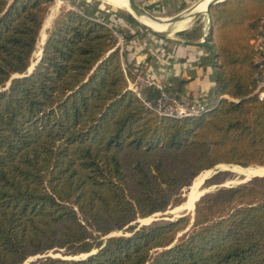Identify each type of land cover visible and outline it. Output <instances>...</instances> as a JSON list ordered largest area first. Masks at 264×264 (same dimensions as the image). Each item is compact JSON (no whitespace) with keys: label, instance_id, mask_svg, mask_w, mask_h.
I'll return each instance as SVG.
<instances>
[{"label":"trees","instance_id":"16d2710c","mask_svg":"<svg viewBox=\"0 0 264 264\" xmlns=\"http://www.w3.org/2000/svg\"><path fill=\"white\" fill-rule=\"evenodd\" d=\"M53 3L0 0V264L55 250L69 258L30 264H264V176L203 195L194 215L138 221L181 205L217 165L264 167V0H225L176 33L203 40L216 83L215 105L191 116L159 114L156 85L130 87L150 59L126 67L108 24L125 42L139 35L126 21L151 31L85 0L60 10L28 74Z\"/></svg>","mask_w":264,"mask_h":264},{"label":"crops","instance_id":"0c3cea01","mask_svg":"<svg viewBox=\"0 0 264 264\" xmlns=\"http://www.w3.org/2000/svg\"><path fill=\"white\" fill-rule=\"evenodd\" d=\"M115 1L122 3L120 0ZM138 1L148 11L156 9L161 11L168 9L170 6H175L178 9L177 11L181 12L186 2L194 1L195 3L197 0ZM122 4L126 6L124 0ZM99 8L111 12L109 7L99 6ZM203 20L205 21L204 31L207 33L211 26L208 20ZM108 25L114 33V26L112 24ZM121 26L129 35L139 33L137 37L126 42L125 49H123V46H119L121 53L125 51L123 58L125 66L131 68L134 72H138L141 64L147 58L150 59L145 75L137 74L135 81L139 82V85H142L144 81H150L165 88H180V84L183 83L182 96L194 104H201L199 108H188L187 113L192 112L190 115L201 114L209 109V105H215L216 83L212 66L206 61L208 51L199 43L203 40L196 43L180 42L177 37L171 35L162 37V35L144 31L127 21L122 23ZM138 89L141 91L140 88Z\"/></svg>","mask_w":264,"mask_h":264},{"label":"rangeland","instance_id":"374dc122","mask_svg":"<svg viewBox=\"0 0 264 264\" xmlns=\"http://www.w3.org/2000/svg\"><path fill=\"white\" fill-rule=\"evenodd\" d=\"M59 1H61L62 3L54 11V14H52V16H51L50 13L52 12V9H54V7L56 6V4ZM81 1H83V0H54V3L51 6V9L49 11V14L46 18L43 29L41 31L40 39H39L38 46H37V51L35 52L31 66H30L29 70L27 71L28 73L37 65L38 61L40 60L42 47H43V45L47 39V36H48L47 31L51 27L53 20L58 15L60 10L62 8H65V7H73L76 3H79ZM85 1H87L89 3H93V4L98 5V6H102V7H104V6L109 7L111 10H115V11L121 10L125 14L129 13L128 8L122 4L123 0H121L122 3H119L115 0H85ZM192 4H194V1L193 2L190 1L189 3L186 2L183 5V7H184L183 10L190 7ZM177 10H178L177 7L170 6L168 9H165V10L159 11L156 9V10H153L150 12L153 13L154 15L162 17V18H169V17L175 15L176 13H178L179 11H177ZM197 17L185 20V21L180 22V23H177L176 26L173 28L174 33L171 34V36L176 37V33L179 30L192 29L197 24V20H198ZM48 18H50V22L47 21ZM166 29H168V28H166ZM167 36H170V35H167ZM135 89L137 90L136 91L137 93L139 92L142 94V92L139 91L138 88H135ZM169 112H172V111H169ZM175 113H177V112H175ZM189 113L191 114L192 112H189ZM167 115H171V114H167ZM171 116H173V115H171ZM254 167H256V166L244 167V166L235 165V164H220V165H218L212 169H209V170L203 172L200 176H198L192 182V184L189 187L184 189V202L181 205L173 207V208H169L165 212H160V213H157V214L152 215V216L147 217V218L138 219V221L140 224H150V223L157 222V221H160L163 219L164 220L176 219L178 217L185 215L186 213H193V208L188 207L191 195H193V194L196 195V193H197V195H198L197 199H199L203 195H210V194L215 193L216 190H218L219 188H221L223 186H225V187L236 186V185H239L241 183H246L256 176H264V174H251V173H249V171L253 170ZM214 177H217L218 179H220L221 180L220 182H222V183H217V184L213 183L212 184V179ZM122 233H123V231H117L113 234H122ZM64 252H65L64 250H62V251L55 250V251H50L48 254H50L52 256L64 257V255H63ZM93 252H95V250ZM44 255H46V253L41 254V256H44ZM37 256L30 257L24 264H30L32 261L37 260L38 259V258H36ZM86 256H87V254H81L78 257H86Z\"/></svg>","mask_w":264,"mask_h":264},{"label":"built area","instance_id":"2783aa9c","mask_svg":"<svg viewBox=\"0 0 264 264\" xmlns=\"http://www.w3.org/2000/svg\"><path fill=\"white\" fill-rule=\"evenodd\" d=\"M114 35L117 38V45L123 46V49H125L126 42L124 40V36L122 33L115 28ZM255 44L256 49L258 50V56L256 57V62L259 64L260 71L258 74V81H259V87L257 89V92L259 93V96L261 99H264V17L261 21V26L259 29V35L257 38L253 41ZM156 85L161 89V95L154 104L155 106H158V113L161 114L162 111H172L177 112L181 116L187 114L188 108H199L201 104H194L190 101H188L185 97L182 96L179 92H168L166 91L164 86L157 85L150 81H144L142 85H139V82L133 81L130 82L131 88H140ZM147 105H152L151 102H147Z\"/></svg>","mask_w":264,"mask_h":264},{"label":"water","instance_id":"95a60500","mask_svg":"<svg viewBox=\"0 0 264 264\" xmlns=\"http://www.w3.org/2000/svg\"><path fill=\"white\" fill-rule=\"evenodd\" d=\"M223 1H225V0H197L190 7L186 8L185 10H183V11H181V12H179V13H177V14L169 17V18H162V17L154 15L153 13L148 11L146 8H144L142 6V4L138 0H128V3H129L128 10H129V13L142 26H144L147 30H149V31H151L153 33H156L158 35L167 36V35H171V34L174 33L173 28L176 26L177 23H179V22H181L183 20L189 19V18H195V17H197L199 15L208 14L212 6H214L216 4H219V3L223 2ZM204 2H207V6H206L205 10H198V8ZM148 22H150V23H158V24H168L170 27L168 29H165V30H156ZM210 26H212V25H210ZM42 53H43V48H42V51H41V56H42ZM40 59H41V57H40ZM29 68H28V70H29ZM34 68L31 71H29L28 74H30L34 70ZM19 76H21V75L20 74H15L14 75V77H19ZM199 199H197V201ZM196 202H195L194 208H193V213H192L193 215H194V211H195V207H196ZM186 214H188V213H186ZM59 251H62V250H59ZM48 253L49 252H47L46 255H44V256L38 255L36 258L45 257V256H52V255H50ZM92 253H94V252H92ZM53 257H62V256H53ZM62 258H69V257H62ZM73 258H80V257L76 256V257H73Z\"/></svg>","mask_w":264,"mask_h":264},{"label":"bare ground","instance_id":"6f19581e","mask_svg":"<svg viewBox=\"0 0 264 264\" xmlns=\"http://www.w3.org/2000/svg\"><path fill=\"white\" fill-rule=\"evenodd\" d=\"M120 2H121V0H120ZM124 2H125V4H126V6L129 8L128 0H124ZM61 3H62V2L59 1V2L56 4V6L54 7V9H52V12L50 13L51 16H52V14H54V11L60 6ZM206 6H207V2H204V3L198 8V10H205ZM51 16H50V17H51ZM189 19H192V18H189ZM186 20H188V19H186ZM47 21L50 22V18H48ZM183 21H185V20H183ZM181 22H182V21H181ZM148 23H149L154 29H156V30H165L166 28H169V27H170L168 24H158V23H150V22H148ZM179 23H180V22H179ZM249 173H251V174H264V167L256 166V167H254L253 170L249 171ZM194 192H195V191H194ZM197 196H198L197 193H196V195H195V194L191 195V197H190V201H189V204H188V207H190V208H194V204H195V201L197 200Z\"/></svg>","mask_w":264,"mask_h":264}]
</instances>
